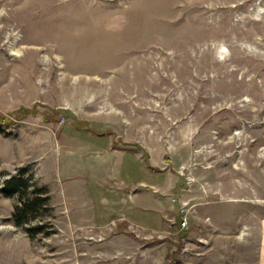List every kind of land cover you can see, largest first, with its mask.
I'll return each instance as SVG.
<instances>
[{"label":"rangeland","instance_id":"obj_1","mask_svg":"<svg viewBox=\"0 0 264 264\" xmlns=\"http://www.w3.org/2000/svg\"><path fill=\"white\" fill-rule=\"evenodd\" d=\"M0 128V264H264V0H0Z\"/></svg>","mask_w":264,"mask_h":264},{"label":"trees","instance_id":"obj_2","mask_svg":"<svg viewBox=\"0 0 264 264\" xmlns=\"http://www.w3.org/2000/svg\"><path fill=\"white\" fill-rule=\"evenodd\" d=\"M23 111L29 112L30 110L22 108L21 112H16V116H20L19 114ZM85 124L86 121L83 120L72 123L76 127L84 126ZM1 130L0 128V132ZM25 171L24 168H20L17 174H12L5 179L0 187V192L6 197L16 196L17 202L13 208L12 221L16 226H24L29 236H34L47 227L44 223L31 224L40 211L48 208L46 204L49 200V195L47 194V189L42 186L33 187L32 190L28 191L31 186L28 181L30 177H23Z\"/></svg>","mask_w":264,"mask_h":264},{"label":"bare ground","instance_id":"obj_3","mask_svg":"<svg viewBox=\"0 0 264 264\" xmlns=\"http://www.w3.org/2000/svg\"><path fill=\"white\" fill-rule=\"evenodd\" d=\"M3 29V28H2Z\"/></svg>","mask_w":264,"mask_h":264}]
</instances>
